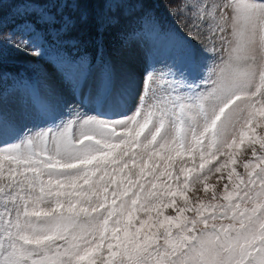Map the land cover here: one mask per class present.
I'll return each instance as SVG.
<instances>
[{
  "label": "snow or ice",
  "instance_id": "obj_1",
  "mask_svg": "<svg viewBox=\"0 0 264 264\" xmlns=\"http://www.w3.org/2000/svg\"><path fill=\"white\" fill-rule=\"evenodd\" d=\"M42 2L111 12L132 0ZM185 7L190 30L227 44L208 89L157 96L146 85L128 119L69 121L0 145V264H264V0ZM96 23L102 33L103 11ZM245 139L241 173L232 149ZM184 155L193 164L177 170ZM196 182L207 200L189 197Z\"/></svg>",
  "mask_w": 264,
  "mask_h": 264
},
{
  "label": "rangeland",
  "instance_id": "obj_2",
  "mask_svg": "<svg viewBox=\"0 0 264 264\" xmlns=\"http://www.w3.org/2000/svg\"><path fill=\"white\" fill-rule=\"evenodd\" d=\"M136 1H138V4L132 5ZM189 2L190 0H132V2L125 4L122 8L127 10L132 7L137 8L139 5H145L147 7H155L162 13L153 14L151 10H145L141 17L143 23L138 25L135 30L141 28L132 34H126L127 31L123 41L120 38L114 40V37L111 36L103 37L104 44L102 43V47L104 49L101 50L106 51L109 58L108 69L116 75L114 76V83H118L123 97L127 94H124V88H121L122 78L132 91L129 95L131 97L126 104L134 103V107L128 116H122L117 120L131 117L142 103L147 100L149 93L146 92V86L143 85V80L146 76L149 77L150 86L155 88L157 96L163 95L171 91L172 88L179 86H183V91L186 94H190V89L204 91L210 87V82L216 78L215 74L219 66L227 59V44L222 43L219 39L210 42L205 38L206 33L203 29L200 30L199 35L190 30L189 24L191 21L188 16V9L185 7ZM209 2L223 4L227 0H209ZM3 3V7L0 8V70L22 67L21 64L24 65L27 70L36 75L38 83V85L34 84V81L30 83V93H36L38 88L45 100H49V98L57 99L62 104L60 109H55V102H53L52 108L47 107L48 112H52V115L43 122L39 118L40 113L35 110L32 115L34 124L25 126L22 136L15 142L29 134L62 126L69 121H78L85 118L110 122L117 121L110 120L100 113L106 96L105 90L100 85L106 82L100 81L99 70L93 71L89 65L85 64H74L72 58L67 60L65 64L62 63L60 58L53 62L52 59L45 57L41 50L35 49L30 42L33 30V22L30 21L31 15L36 16L39 20L48 21L52 20L53 16L59 20L60 15H63L65 18L73 19L75 22L77 21L75 17L78 20L89 14L97 17L103 11L107 25L104 30L106 33L112 34L117 30L112 25L117 20V14L112 13L115 8L109 12L108 9H99L107 7L103 5L75 8L74 5L70 4L43 3L42 0H3ZM35 9L37 12H35ZM21 13H23L22 16L26 15L25 18L16 22L13 26L11 22L20 18ZM77 27L75 26V28ZM172 38L178 45L176 48L171 46ZM21 40L27 45L23 50L16 46ZM145 46L148 49L146 54H144L142 49ZM171 53L173 54L172 58ZM60 54V52L56 51L53 57H59ZM119 65L123 71L119 74V76L121 75L120 79H118L117 73ZM102 67L104 68V65ZM76 70H80L83 76L78 82L72 83L69 81L70 75ZM76 77L77 73H74L72 78ZM85 78L88 85L83 87L82 82ZM118 86L115 85V87ZM17 94L18 91L16 92ZM7 99L5 95L0 94V121L5 123H8V121L13 122V124L10 123L9 128L11 125L18 123L17 127H19L24 124V118L20 117L19 109L22 112L26 106H34L32 95L23 93L16 102L14 97H11V101H8V103H6ZM110 99L112 103L117 104L115 99L111 97ZM40 100L41 95L39 97ZM121 103L123 104L122 101ZM2 122H0V127L4 126ZM9 130H6V133ZM259 131L257 129V132ZM1 138L2 133L0 132ZM15 142H8L4 145ZM256 147L259 149V145H256ZM232 151L236 154L237 164L235 166L237 171L243 173V161L251 158L248 140L245 139L243 145L238 148L234 147ZM199 162L197 154L195 161L197 166ZM212 163L214 164L215 161ZM192 164V159L184 155L176 158L174 166L178 170L181 165L191 167ZM210 166L206 165L205 170ZM223 174L226 177V172ZM220 175L221 173L213 171L207 181V183L215 185L218 191L222 189L224 183V181H218L217 177ZM182 179L183 177H181ZM188 195L195 202L197 198L207 200L210 193L206 194L203 184L196 182L190 185ZM177 202H182L181 198L178 197ZM165 214L174 215L175 213L173 209L169 208L165 209ZM188 215H191V213H188Z\"/></svg>",
  "mask_w": 264,
  "mask_h": 264
},
{
  "label": "bare ground",
  "instance_id": "obj_3",
  "mask_svg": "<svg viewBox=\"0 0 264 264\" xmlns=\"http://www.w3.org/2000/svg\"><path fill=\"white\" fill-rule=\"evenodd\" d=\"M143 49V51H144V54H146L147 52H148V49L146 48V46L145 47H143L142 48ZM122 66H123V64H122ZM119 67V71H117V73H118V76H119V74H121L123 71H122V68H120V65L118 66ZM125 67V66H124ZM116 76V75H115ZM121 78V75L119 76V78L118 79H120ZM122 83H121V88H124V94H127V95H125L124 97L122 96V93L120 94V100L123 102V104L125 105V107H128L127 105L128 104H131V103H127L126 104V102H127V100L128 99H130V97L131 96H129L130 95V92H132L131 90H130V88L128 87V85H127V83L125 82V80L122 78ZM127 92V93H126ZM129 92V93H128ZM120 101V102H121ZM107 104H110L111 105V103H112V101H111V99H110V97H109V99H108V101L106 102Z\"/></svg>",
  "mask_w": 264,
  "mask_h": 264
}]
</instances>
